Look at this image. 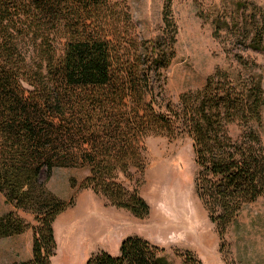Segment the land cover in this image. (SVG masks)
Returning a JSON list of instances; mask_svg holds the SVG:
<instances>
[{
	"label": "trees",
	"instance_id": "16d2710c",
	"mask_svg": "<svg viewBox=\"0 0 264 264\" xmlns=\"http://www.w3.org/2000/svg\"><path fill=\"white\" fill-rule=\"evenodd\" d=\"M170 2L161 32L145 39L129 33L119 2L0 0V193L34 216L31 224L15 210L0 215V239L32 231L31 258L12 264H53V225L73 202L47 186L56 167L86 168L80 187L146 216L133 176L144 169L150 135L190 133L197 193L221 236L264 194L261 76L217 70L178 107L164 103L177 33ZM257 29L248 45L264 54V18ZM232 123L238 136L228 131ZM163 251L129 236L118 255L100 251L85 264H174ZM181 256V264H203L189 251Z\"/></svg>",
	"mask_w": 264,
	"mask_h": 264
},
{
	"label": "rangeland",
	"instance_id": "374dc122",
	"mask_svg": "<svg viewBox=\"0 0 264 264\" xmlns=\"http://www.w3.org/2000/svg\"><path fill=\"white\" fill-rule=\"evenodd\" d=\"M111 1L119 2L128 11L125 19L131 23L128 28L131 35L150 39L161 32L167 0ZM170 1L169 17L175 22L177 33L174 57L164 70V103L170 101L178 107L182 94L200 90L217 70H227L232 79H237L239 72L244 79L248 74L259 75L264 91V54L248 45L264 18V0ZM237 56L248 62V68L237 61ZM261 114L263 122L259 130L264 136V107ZM228 131L238 136L241 127L232 123ZM144 165L143 171L133 176L149 206L144 217L113 205L90 188L80 187L88 174L86 168L52 170L48 188L60 198L73 201L53 225L57 244L53 264H85L92 254L100 251L118 255L121 242L129 236H140L163 248V254L174 264H181V254L186 251L203 264H264V194L245 204L221 236L197 193L199 166L193 138L186 129L175 135L162 133L147 137ZM160 172L164 173L161 183ZM96 209L105 216L103 231L99 230L93 242L83 240L77 247H67L62 234L65 217ZM12 210L34 223L33 214L15 209L0 193V215ZM25 232L32 241L31 229ZM28 242L27 237L1 238L0 264L31 258L32 243L30 246Z\"/></svg>",
	"mask_w": 264,
	"mask_h": 264
},
{
	"label": "bare ground",
	"instance_id": "6f19581e",
	"mask_svg": "<svg viewBox=\"0 0 264 264\" xmlns=\"http://www.w3.org/2000/svg\"><path fill=\"white\" fill-rule=\"evenodd\" d=\"M163 179L164 173L160 172L158 182H163ZM104 220V214L97 209L89 212L69 213L62 223V234L66 237L67 247H77L83 240L93 242V239L98 237L99 230L103 231Z\"/></svg>",
	"mask_w": 264,
	"mask_h": 264
},
{
	"label": "crops",
	"instance_id": "0c3cea01",
	"mask_svg": "<svg viewBox=\"0 0 264 264\" xmlns=\"http://www.w3.org/2000/svg\"><path fill=\"white\" fill-rule=\"evenodd\" d=\"M13 237H27L28 239H29V245L31 246V243H32V241H31V236H30V234H28L27 232H25L24 234L22 233V234H19V235H15V236H13ZM29 258V257H28ZM24 259H27V257H21V258H19V260H24Z\"/></svg>",
	"mask_w": 264,
	"mask_h": 264
}]
</instances>
